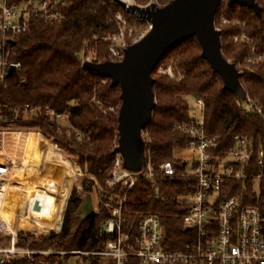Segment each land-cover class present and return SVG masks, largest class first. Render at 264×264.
Instances as JSON below:
<instances>
[{
	"label": "trees",
	"instance_id": "obj_1",
	"mask_svg": "<svg viewBox=\"0 0 264 264\" xmlns=\"http://www.w3.org/2000/svg\"><path fill=\"white\" fill-rule=\"evenodd\" d=\"M21 1L9 0V3ZM135 1L140 6L157 1L163 7L173 0ZM256 1L262 9L261 17L246 7L229 6L228 0H224L214 23L221 33L223 56L240 71L246 95L261 108L262 115L239 108L242 100L224 90L221 78L201 57L196 38L170 50L158 64L171 65L176 79L159 74L156 66L152 74L156 104L151 121L142 132L145 163L151 161L154 178L151 181L141 178L127 193L123 209L122 232L132 235L133 240H136L141 220L156 215L163 228L167 250L186 251L187 245L193 243L192 234L182 221L192 183L181 177L182 163L174 156L189 142L187 135L177 130L178 125L192 121L188 99L204 102L206 133L217 139L220 151L229 148L233 135L245 137L256 148L264 149V0ZM61 12L60 21L32 16L29 32L19 37L16 46L15 60L22 67L7 79V90L1 101L8 107L29 104L40 108L42 113L37 117L16 123L42 131L57 144L62 158L81 170L83 177L79 185L70 189L59 229L33 234L17 227L16 240L19 247L34 251H100L113 239L103 231V226L111 217L114 199L126 193L121 185L111 181L116 159L113 150L119 139L121 91L119 87H111L109 79L85 71L81 54L91 56L96 63L111 61L103 38L118 32L113 16L122 13L128 17V13L113 0H68ZM129 20L142 27L145 24V21ZM94 98L102 103L101 107ZM47 107L68 113L69 127L47 117L43 112ZM110 107L115 111H107ZM77 133L82 134L83 141L74 139ZM164 162L174 164L179 174L177 180L171 181L159 172ZM231 185L232 190L227 195L237 196L243 205L257 206L261 210L264 235V180L259 188L250 181H234ZM86 194L96 195L97 211L81 219L77 212ZM46 261L47 258L38 255L33 261L17 259L11 264H44ZM102 262L99 258L91 261L92 264ZM129 264L139 262L130 259Z\"/></svg>",
	"mask_w": 264,
	"mask_h": 264
},
{
	"label": "built area",
	"instance_id": "obj_2",
	"mask_svg": "<svg viewBox=\"0 0 264 264\" xmlns=\"http://www.w3.org/2000/svg\"><path fill=\"white\" fill-rule=\"evenodd\" d=\"M67 1L22 0L10 4L9 0H3L0 8V214L11 217L13 225L8 243L0 246V264H11L17 259L30 262L38 255L47 258L44 264H92L91 261L97 258L103 260L102 264H129L130 259L138 260L139 264H264L261 210L257 206L243 205L237 196L227 195L234 181L260 183L264 180V149L256 148L245 137L233 135L229 148L220 151L217 139L206 133L204 102L201 99H193L201 116L192 118L189 124L177 126V130L189 139L184 150L193 153L190 163L179 158L183 167L181 177L192 183V190L187 196V208L182 216L183 224L191 232L193 240L187 245L186 251L165 248L163 228L156 215H148L141 220L136 240H133L132 235L122 232L127 193L134 189L141 178L153 180L154 172L150 160L144 164L142 171L131 172L124 168L120 155H116L111 181L121 185L126 193L114 199L111 217L103 226V231L113 236L103 250L34 251L17 245V227L36 206L38 189L35 188V179L49 157L58 151V146L42 131L16 123L19 120L28 122L37 117L42 113L40 108L29 104L8 107L3 105L1 97L7 90L10 69H15L14 74L22 67L15 60L16 46L19 37L29 32L32 16L60 21L61 9ZM113 1H121L127 6H140L135 0ZM151 4L162 7L157 1L146 6ZM129 18L137 22L145 21L149 27L143 31L132 24ZM113 20L118 32L103 40L108 45L111 61L118 62L123 59L125 49L140 41L151 25L132 13H128V17L116 13ZM85 62L95 61L82 53L81 64ZM157 72L170 79H176L177 76L171 65L160 64ZM93 100L102 106L100 101ZM239 108L262 115L261 108L247 95ZM107 111L114 112L115 108L110 107ZM43 112L58 122L69 120L68 113H59L48 107ZM74 139L81 142L83 136L77 133ZM159 172L171 181L179 177L171 162L162 163Z\"/></svg>",
	"mask_w": 264,
	"mask_h": 264
},
{
	"label": "water",
	"instance_id": "obj_3",
	"mask_svg": "<svg viewBox=\"0 0 264 264\" xmlns=\"http://www.w3.org/2000/svg\"><path fill=\"white\" fill-rule=\"evenodd\" d=\"M224 0H173L159 7L127 6L118 1L128 13L136 14L151 25L147 34L127 47L121 61L85 62V71L109 79L111 87H119L121 106L118 114V145L113 155H120L124 168L138 173L145 164V153L139 139L152 118L155 108L152 74L165 55L179 44L196 38L201 57L217 74L225 91L244 101L246 92L240 82L241 73L221 51V33L215 27V15ZM228 5H239L261 17L262 9L256 0H228ZM14 68L8 73L10 77ZM94 212L92 194L84 195L77 217L85 219Z\"/></svg>",
	"mask_w": 264,
	"mask_h": 264
},
{
	"label": "rangeland",
	"instance_id": "obj_4",
	"mask_svg": "<svg viewBox=\"0 0 264 264\" xmlns=\"http://www.w3.org/2000/svg\"><path fill=\"white\" fill-rule=\"evenodd\" d=\"M3 0H0V8L3 6ZM149 24L144 26L137 25L141 30H147ZM190 105L191 118L201 116L199 110L195 107L193 99H188ZM63 127H69L68 121H59ZM139 147L145 153V139L141 135ZM176 158L191 162L193 153L187 150L176 151ZM82 173L79 168L69 165L63 158L62 152H54L44 164L39 176L35 179L38 193L36 195V206L26 219H23L18 225L19 228L30 231L31 233L44 234L49 231L59 229L64 215L65 205L70 189L73 185H79L82 179ZM259 188V182L256 183ZM93 196L94 211H97L98 200ZM12 219L9 216L0 214V246L6 245L12 234L10 227ZM17 232V230H16ZM10 233V234H9Z\"/></svg>",
	"mask_w": 264,
	"mask_h": 264
}]
</instances>
